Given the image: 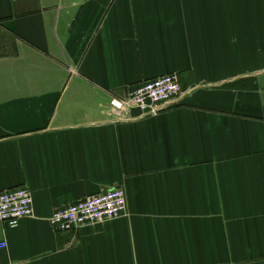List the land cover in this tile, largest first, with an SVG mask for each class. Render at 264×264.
<instances>
[{"label": "crops", "instance_id": "obj_1", "mask_svg": "<svg viewBox=\"0 0 264 264\" xmlns=\"http://www.w3.org/2000/svg\"><path fill=\"white\" fill-rule=\"evenodd\" d=\"M182 93L116 109L142 81ZM0 264H264V0H0ZM121 187L117 218L55 208Z\"/></svg>", "mask_w": 264, "mask_h": 264}, {"label": "built area", "instance_id": "obj_2", "mask_svg": "<svg viewBox=\"0 0 264 264\" xmlns=\"http://www.w3.org/2000/svg\"><path fill=\"white\" fill-rule=\"evenodd\" d=\"M182 93L175 74L142 81L129 94L128 99H113L111 105L120 109L122 105L134 104L145 114L156 113L162 103L176 99ZM126 208L125 191L121 187L90 195L76 202L55 208L47 218L50 226L58 231H67L85 225L109 221L119 217ZM33 215V196L26 186L0 191V223L16 228L21 219ZM7 247L0 241V249Z\"/></svg>", "mask_w": 264, "mask_h": 264}]
</instances>
